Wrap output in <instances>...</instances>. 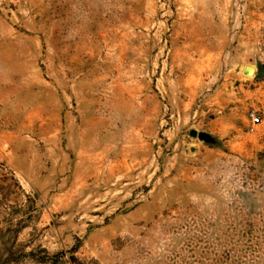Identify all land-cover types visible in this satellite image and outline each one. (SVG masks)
<instances>
[{
	"label": "rangeland",
	"instance_id": "obj_1",
	"mask_svg": "<svg viewBox=\"0 0 264 264\" xmlns=\"http://www.w3.org/2000/svg\"><path fill=\"white\" fill-rule=\"evenodd\" d=\"M0 264H264V0H0Z\"/></svg>",
	"mask_w": 264,
	"mask_h": 264
},
{
	"label": "built area",
	"instance_id": "obj_2",
	"mask_svg": "<svg viewBox=\"0 0 264 264\" xmlns=\"http://www.w3.org/2000/svg\"><path fill=\"white\" fill-rule=\"evenodd\" d=\"M248 119L250 120V123H251V131H253V127L260 124V121H261L258 115L254 112L248 113Z\"/></svg>",
	"mask_w": 264,
	"mask_h": 264
},
{
	"label": "water",
	"instance_id": "obj_3",
	"mask_svg": "<svg viewBox=\"0 0 264 264\" xmlns=\"http://www.w3.org/2000/svg\"><path fill=\"white\" fill-rule=\"evenodd\" d=\"M244 73L247 74V75H251V74L254 73V71H253L252 69H250V68H246V69L244 70ZM191 136H192V137L196 136V133H195V132H192V133H191ZM197 138H198L199 140H205V139H206V136H205L204 134L200 133V134L197 135Z\"/></svg>",
	"mask_w": 264,
	"mask_h": 264
}]
</instances>
